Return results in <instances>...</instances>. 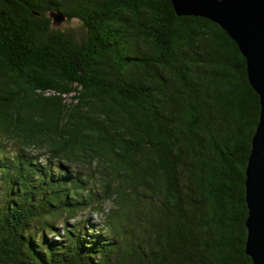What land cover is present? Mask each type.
Instances as JSON below:
<instances>
[{"label":"trees","instance_id":"obj_1","mask_svg":"<svg viewBox=\"0 0 264 264\" xmlns=\"http://www.w3.org/2000/svg\"><path fill=\"white\" fill-rule=\"evenodd\" d=\"M259 110L171 0H0V264H252Z\"/></svg>","mask_w":264,"mask_h":264},{"label":"water","instance_id":"obj_2","mask_svg":"<svg viewBox=\"0 0 264 264\" xmlns=\"http://www.w3.org/2000/svg\"><path fill=\"white\" fill-rule=\"evenodd\" d=\"M177 15L217 23L246 60L247 80L259 98V118L245 167V253L264 264V0H171Z\"/></svg>","mask_w":264,"mask_h":264},{"label":"rangeland","instance_id":"obj_3","mask_svg":"<svg viewBox=\"0 0 264 264\" xmlns=\"http://www.w3.org/2000/svg\"><path fill=\"white\" fill-rule=\"evenodd\" d=\"M56 24L57 25H60V26H63V27L68 26V27H71V28L75 29L77 32L79 31V29L77 27L78 22L76 20L69 21V22H67L66 20H63V21L61 20L58 23H55V25ZM83 215H84V213L79 214V218H82ZM92 217H93V221L94 222H97L98 221V218H100L101 216L92 215Z\"/></svg>","mask_w":264,"mask_h":264}]
</instances>
